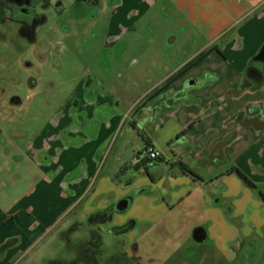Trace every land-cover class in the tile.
Segmentation results:
<instances>
[{
	"label": "crops",
	"instance_id": "0c3cea01",
	"mask_svg": "<svg viewBox=\"0 0 264 264\" xmlns=\"http://www.w3.org/2000/svg\"><path fill=\"white\" fill-rule=\"evenodd\" d=\"M169 1L210 35L209 43L170 62L167 73L125 109L100 89L84 88L75 113L48 118L30 153H50L51 161L35 162L44 169L42 178L28 190L22 211L8 222L0 216V264H31L39 254L33 249L62 217L70 220L58 234L67 224L78 229L80 213L89 217L110 207V218L91 221L90 229H105L125 249L152 240L151 255L137 256L139 264H264V203L227 171L238 168L264 189V72L255 65H264V0ZM156 2L104 4L109 19L102 45L123 43ZM210 9L222 19L206 27ZM118 147L131 156L122 165L134 169L124 184L102 175V157ZM123 199L127 207L116 209ZM130 222L126 232L112 230ZM162 227L173 235L151 238ZM65 242L73 243L66 236Z\"/></svg>",
	"mask_w": 264,
	"mask_h": 264
},
{
	"label": "rangeland",
	"instance_id": "374dc122",
	"mask_svg": "<svg viewBox=\"0 0 264 264\" xmlns=\"http://www.w3.org/2000/svg\"><path fill=\"white\" fill-rule=\"evenodd\" d=\"M47 1H50L48 7L36 8L45 20L37 22L28 35L18 31L15 24L0 20V216L7 217L4 222L22 211L28 190L42 178L44 169L35 162H44L46 156L51 161L50 153L36 152L34 158L30 153L35 135L48 118L58 113H75L84 88L86 91L100 89L115 102L119 101L120 109H125L167 73L170 62L175 64L188 58L210 41V35L196 29L195 22L172 1L157 0L137 19L123 43L106 49L102 42L109 11H103V5H111L116 0ZM210 10L206 13L210 16L204 23L206 27L221 18L219 11ZM234 29L220 35L216 44L224 43ZM172 37L176 38L175 42L168 43ZM230 48L227 46L225 51L228 55L232 53ZM213 60L215 58L208 62L209 66L213 65ZM255 65L264 72L261 62ZM121 151L118 147L102 157V175L124 184L134 169H129L128 164L122 165L131 156L121 155ZM68 220L70 217L65 216L57 222L33 249L39 254L29 263L49 264L50 259L78 255L77 250L90 239L91 221L82 212L78 229H74V224H67L65 231L58 234ZM96 228L101 233L99 248L103 251L102 254L99 251L96 258L101 263L119 247L105 229ZM159 235L169 238L173 233L162 227L152 233L151 238ZM65 236L73 241L71 245L66 244ZM144 241H133L128 252L144 259L151 255L153 242Z\"/></svg>",
	"mask_w": 264,
	"mask_h": 264
},
{
	"label": "flooded vegetation",
	"instance_id": "af4514ba",
	"mask_svg": "<svg viewBox=\"0 0 264 264\" xmlns=\"http://www.w3.org/2000/svg\"><path fill=\"white\" fill-rule=\"evenodd\" d=\"M49 4L50 1L47 0L2 1L0 2V20L5 19L7 22L15 24L18 28V31H22L24 34L28 35L32 32L31 30L34 28V25L37 24V22L45 20V16L37 13L36 8L38 6L46 8ZM100 216L101 218L95 219L97 220V223L110 218V216L106 217L108 216L107 214H100ZM104 216L105 218L103 219L102 217ZM100 242L101 233L99 230L90 229V239L87 240L86 243L83 242L81 247L77 250L78 255L76 257L59 259L53 261L52 264H139L136 261V255L128 252V248H122L117 244L116 245L119 247V250H115L110 256H108L109 258L100 263V261H98L96 258L100 251ZM100 253L102 254L103 251H100Z\"/></svg>",
	"mask_w": 264,
	"mask_h": 264
},
{
	"label": "trees",
	"instance_id": "16d2710c",
	"mask_svg": "<svg viewBox=\"0 0 264 264\" xmlns=\"http://www.w3.org/2000/svg\"><path fill=\"white\" fill-rule=\"evenodd\" d=\"M201 57V56H200ZM199 57V58H200ZM198 58V59H199ZM257 58V57H256ZM249 70H253V67H250L249 68ZM171 81V80H170ZM245 84V83H244ZM243 83H242V85H241V87L243 88V86H245ZM248 108H249V112L253 109V106L252 105H249L248 106ZM184 169H185V167H184ZM228 172H233L234 174H236L237 176H239V178H241L251 189H253L254 191H255V193H256V195L261 199V201L264 203V189H263V187L262 186H260V185H257V184H255V183H253V182H251L250 181V179L240 170V169H238V168H234V167H231L229 170H227ZM111 213H112V208L110 207V208H107V209H105L104 211H99V212H96V213H93L92 215H90L89 216V220L90 221H93V220H95V219H99V218H101V216H100V214L101 215H104V214H107L108 216H106V217H109V216H111ZM103 219L105 218V216L104 217H102ZM131 224H132V222H130V223H127V224H125V225H123V226H120V227H113V231H117V233H120V232H126V231H128L129 229H130V227H131ZM51 264L53 263V262H50Z\"/></svg>",
	"mask_w": 264,
	"mask_h": 264
},
{
	"label": "water",
	"instance_id": "95a60500",
	"mask_svg": "<svg viewBox=\"0 0 264 264\" xmlns=\"http://www.w3.org/2000/svg\"><path fill=\"white\" fill-rule=\"evenodd\" d=\"M260 55H264V47L262 48ZM127 205H128V200L127 199H123V200H121V201H119L117 203L116 209L123 210L125 207H127Z\"/></svg>",
	"mask_w": 264,
	"mask_h": 264
},
{
	"label": "built area",
	"instance_id": "2783aa9c",
	"mask_svg": "<svg viewBox=\"0 0 264 264\" xmlns=\"http://www.w3.org/2000/svg\"><path fill=\"white\" fill-rule=\"evenodd\" d=\"M148 154H149L153 159L159 157V153L156 152V151H154V150H152V148L148 149Z\"/></svg>",
	"mask_w": 264,
	"mask_h": 264
}]
</instances>
